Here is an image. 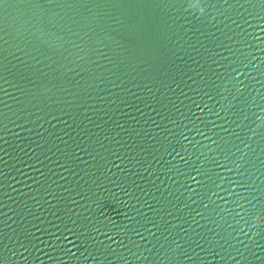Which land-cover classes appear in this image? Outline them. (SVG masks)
Returning a JSON list of instances; mask_svg holds the SVG:
<instances>
[{
  "label": "water",
  "instance_id": "95a60500",
  "mask_svg": "<svg viewBox=\"0 0 264 264\" xmlns=\"http://www.w3.org/2000/svg\"><path fill=\"white\" fill-rule=\"evenodd\" d=\"M0 264H264V0H0Z\"/></svg>",
  "mask_w": 264,
  "mask_h": 264
}]
</instances>
